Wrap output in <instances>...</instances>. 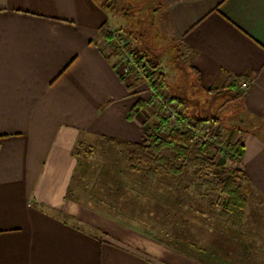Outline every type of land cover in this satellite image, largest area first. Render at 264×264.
<instances>
[{
	"label": "crops",
	"instance_id": "obj_1",
	"mask_svg": "<svg viewBox=\"0 0 264 264\" xmlns=\"http://www.w3.org/2000/svg\"><path fill=\"white\" fill-rule=\"evenodd\" d=\"M127 3L126 17L99 0H0V264H234L222 254L198 259L105 215L90 219L98 235L67 219L85 216L69 195L84 170L79 143L139 142L147 130L149 86L121 80L102 31L126 23L152 57L170 58L161 66L183 55L185 73L174 68L182 86L164 76L175 98L188 80L226 98L246 184L264 196V0Z\"/></svg>",
	"mask_w": 264,
	"mask_h": 264
},
{
	"label": "rangeland",
	"instance_id": "obj_2",
	"mask_svg": "<svg viewBox=\"0 0 264 264\" xmlns=\"http://www.w3.org/2000/svg\"><path fill=\"white\" fill-rule=\"evenodd\" d=\"M99 2L105 8L127 17V8L130 7L127 0ZM136 21L138 23L139 20ZM105 31L108 33L105 37L107 46L116 55L121 80L127 85L132 81H145L149 86L151 98L146 106L145 116L141 114L140 107L133 110L129 116L133 119L138 112L145 119L149 118L146 123L147 130L143 131V140L154 128L163 138H167L173 128L183 131L196 130L206 137L205 141L219 148L218 153L209 152L206 157L214 159L218 164L221 179H228V172L232 168L242 169L247 174L243 167V156L233 153L228 147L230 144L243 142V137L237 138L238 131L231 128L227 117L224 116L228 109L226 98H220L216 92L213 97L208 96V93L196 91L190 80L184 84L186 93L179 94V98L173 95L178 93L168 86L166 88L167 84L160 92L151 91L150 85L157 79L158 73H162L163 77L166 75L173 88L182 86L181 78L176 79L175 69L182 73L187 70V67L183 66V55L180 54L179 60L174 59L169 67L165 64L161 66L162 62H167L170 58L163 55L152 57L150 49L144 46L143 35L139 31L131 32L127 23L112 31ZM115 34L122 36L126 50L140 62V67L149 68V63L155 69L157 74H152L154 78L145 80L141 78L140 73L123 71L127 62L123 52L117 49L111 40ZM163 69H167L168 73L163 74ZM195 92L197 93L194 94ZM156 93L164 98V103L157 102ZM189 94L196 96L191 97ZM197 120H201L199 127L196 125ZM79 149L85 162L82 164L84 170L82 175H78L69 195L72 199L77 198L84 202L78 203L83 206L85 216L80 220L62 212H57L58 214L67 215V219L97 235L99 230L90 219L93 215H105L136 227L153 239L181 252L194 254L198 259L203 260V255L216 259L215 256L219 258L222 254L234 264H264V196L257 188L246 184L247 181L243 184L247 198L244 227L237 230L228 227L217 215L222 206L223 194L207 188L204 189L203 195L196 193L198 181L192 171L200 167L180 174L151 176L126 169L124 152L118 144L110 143L107 138L84 139ZM162 153L171 157L174 155L168 147L164 148ZM105 166L107 171L105 175L100 176L99 171L105 169ZM203 174L214 177V173L208 170H203Z\"/></svg>",
	"mask_w": 264,
	"mask_h": 264
},
{
	"label": "trees",
	"instance_id": "obj_3",
	"mask_svg": "<svg viewBox=\"0 0 264 264\" xmlns=\"http://www.w3.org/2000/svg\"><path fill=\"white\" fill-rule=\"evenodd\" d=\"M105 30L103 28L102 31L106 37L108 33ZM156 78L152 82V86L156 92H160L164 88L165 78L162 73H158ZM200 124L201 120H197V127ZM107 140L112 144H118L120 150L124 152L123 157L126 161L124 167L130 171L156 176L158 174H180L200 167V169L192 171L198 181L196 193L203 195L204 189L207 188L212 192L219 191L218 193L223 194L222 206L217 211L219 219L224 220V223L230 228L243 229L247 206L243 184L248 180V176L242 169L232 168L228 172V179H221L218 164L214 159L206 157L209 152H219V148L213 143L204 141L193 130L183 131L179 128H173L167 138H163L154 128L153 132L147 135L143 141L127 142L115 138ZM80 145L81 143H79ZM167 147L174 152L173 157L163 155L162 150ZM228 147L233 153L244 156L243 142L230 144ZM78 151L80 152L78 153ZM78 151V155L82 156L81 150L78 149ZM203 170L214 173V177L210 178L203 174ZM105 171H107L106 166L105 169L99 171L100 176L105 175ZM215 257L218 260L220 258Z\"/></svg>",
	"mask_w": 264,
	"mask_h": 264
},
{
	"label": "built area",
	"instance_id": "obj_4",
	"mask_svg": "<svg viewBox=\"0 0 264 264\" xmlns=\"http://www.w3.org/2000/svg\"><path fill=\"white\" fill-rule=\"evenodd\" d=\"M111 40L114 43V46L117 49H119L120 51H122L124 54V57L126 58L127 64H124V66H123V71L125 73L126 72L128 73L130 71L140 73L141 78H143L145 80L146 79L148 80V79L153 77L152 74L155 73L154 72L155 69L153 67H151L149 65V63H147L149 68L140 67V62L137 59H134V57L132 56L130 51L126 50V46H125L126 43L123 41L122 36L120 34L113 35ZM249 85H250V82L247 80L240 81V86H241L243 91L246 90L249 87ZM150 90L153 92H156V90L151 85H150ZM155 97H156L157 102L164 103V98L162 96L157 94V95H155ZM194 132H196V134H198L197 136H199L200 138H203L204 141L207 140L206 137H203L202 135L197 133L196 130Z\"/></svg>",
	"mask_w": 264,
	"mask_h": 264
}]
</instances>
